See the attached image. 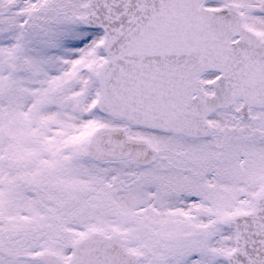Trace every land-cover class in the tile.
<instances>
[{"label": "snow or ice", "instance_id": "1", "mask_svg": "<svg viewBox=\"0 0 264 264\" xmlns=\"http://www.w3.org/2000/svg\"><path fill=\"white\" fill-rule=\"evenodd\" d=\"M0 264H264V0H0Z\"/></svg>", "mask_w": 264, "mask_h": 264}]
</instances>
